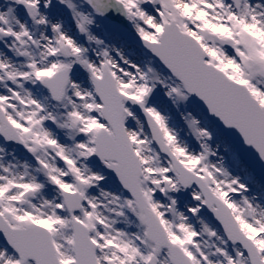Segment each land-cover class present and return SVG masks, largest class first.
<instances>
[{
    "label": "snow or ice",
    "instance_id": "obj_1",
    "mask_svg": "<svg viewBox=\"0 0 264 264\" xmlns=\"http://www.w3.org/2000/svg\"><path fill=\"white\" fill-rule=\"evenodd\" d=\"M0 264H264V0H0Z\"/></svg>",
    "mask_w": 264,
    "mask_h": 264
}]
</instances>
